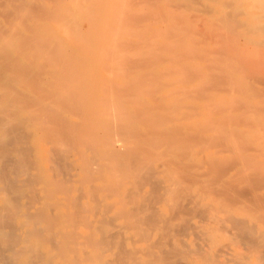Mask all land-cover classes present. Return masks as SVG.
<instances>
[{"label": "bare ground", "instance_id": "obj_1", "mask_svg": "<svg viewBox=\"0 0 264 264\" xmlns=\"http://www.w3.org/2000/svg\"><path fill=\"white\" fill-rule=\"evenodd\" d=\"M0 264H264V0H0Z\"/></svg>", "mask_w": 264, "mask_h": 264}]
</instances>
